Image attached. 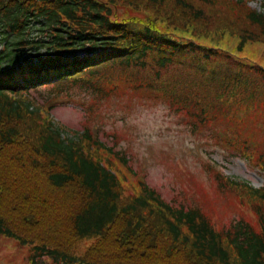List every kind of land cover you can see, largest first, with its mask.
<instances>
[{"label":"trees","instance_id":"obj_1","mask_svg":"<svg viewBox=\"0 0 264 264\" xmlns=\"http://www.w3.org/2000/svg\"><path fill=\"white\" fill-rule=\"evenodd\" d=\"M249 1L0 0V235L31 243L33 264H264V185L209 165L255 214L219 229L131 179L90 117L57 123L51 101L163 98L264 170V0Z\"/></svg>","mask_w":264,"mask_h":264},{"label":"rangeland","instance_id":"obj_2","mask_svg":"<svg viewBox=\"0 0 264 264\" xmlns=\"http://www.w3.org/2000/svg\"><path fill=\"white\" fill-rule=\"evenodd\" d=\"M260 3L261 0L251 1L253 6L260 7ZM71 91L74 101L62 97L51 100L55 104L52 108L55 120L68 127L82 129L85 118L90 117L92 128L98 127L106 140H116L131 156L132 165L145 173L148 182L163 197L187 207L197 203L202 205L220 226L242 216L255 218L250 209L237 204L233 194L226 199L213 198L210 194L198 196L192 193L196 192L194 188L187 187V173L191 175L194 187L205 186L201 176L208 180L210 173L202 162L204 159L207 162L211 159L218 161L228 175L256 186L264 183V173L204 134L192 132L183 117L168 103L142 93L129 99L113 98L100 110L89 113L79 102L80 98L89 97V93L84 89ZM36 95L45 99L47 88L36 92ZM61 96L70 97L65 93ZM210 198L216 201L209 202ZM33 253L31 243L0 235V264H33Z\"/></svg>","mask_w":264,"mask_h":264}]
</instances>
